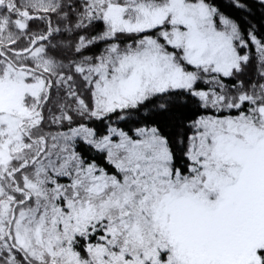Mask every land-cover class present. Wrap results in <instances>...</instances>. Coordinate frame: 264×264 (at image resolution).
<instances>
[{
    "label": "snow or ice",
    "instance_id": "1",
    "mask_svg": "<svg viewBox=\"0 0 264 264\" xmlns=\"http://www.w3.org/2000/svg\"><path fill=\"white\" fill-rule=\"evenodd\" d=\"M0 264H264V0H0Z\"/></svg>",
    "mask_w": 264,
    "mask_h": 264
}]
</instances>
